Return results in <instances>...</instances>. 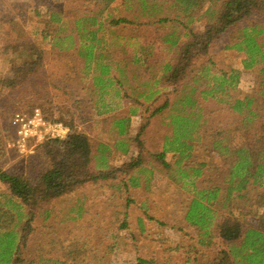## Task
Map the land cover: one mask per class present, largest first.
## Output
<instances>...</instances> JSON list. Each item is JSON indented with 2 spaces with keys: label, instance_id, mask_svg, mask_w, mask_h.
<instances>
[{
  "label": "trees",
  "instance_id": "16d2710c",
  "mask_svg": "<svg viewBox=\"0 0 264 264\" xmlns=\"http://www.w3.org/2000/svg\"><path fill=\"white\" fill-rule=\"evenodd\" d=\"M93 3L99 7L98 11L88 13L87 10L69 17L53 4L39 2L35 18L44 26L37 27L35 34L40 33L36 35L43 41H53L58 50L77 53L75 57L82 63L81 79L88 77L90 85L86 87L88 94L84 93V85L78 94L87 101L101 102L103 107H96L97 116L113 111L112 104L105 105L107 93L118 97V104L134 99L162 101L144 109L153 110L155 115L162 114L168 107L173 110L166 116L168 121H164L171 127V132L165 135V149L156 157L161 160L168 151L178 155L174 162V175L178 176L168 177L189 187L193 193L185 220L198 234V242L208 248L215 240L224 244L210 264H264V23L255 20L264 15V0H93ZM40 4H45V12L40 11ZM68 18L74 20V25ZM197 24L201 26L196 29ZM69 27L73 28L72 33L65 34ZM222 38H225V49L243 54L242 68L216 71L210 58L198 66L194 60L208 55ZM33 48L38 49L37 54L32 52L36 59L39 53L47 51L42 46ZM159 52L163 59L154 56ZM256 66H260L256 86L243 97L233 96L231 93L237 87L240 73ZM38 72L37 69L36 79L49 80L47 72L46 75L41 72V76ZM187 73H190L189 80L182 82ZM16 80L17 76L5 79V83L15 84ZM171 89L176 98L170 104L171 100L163 95ZM94 96L98 99L94 100ZM49 98L53 100L52 95ZM209 100L226 104V109L237 115L236 126L212 131L209 117L201 106ZM129 113L134 115L136 109H130ZM131 114L115 117L104 128H89L88 131L78 129L76 124L68 125L70 130L65 138L45 139L39 145L42 149L39 159H35L44 164L38 175L29 177L0 168V179L11 192L6 195L8 204L17 215L15 218L0 208V264L23 262L20 249L26 243L24 230L34 216L31 207L49 204L54 198L68 195L91 180L111 177L109 164L113 147L129 153L130 138L120 137L131 128ZM102 119L103 123L108 117ZM64 123H68L67 120ZM147 124H142L136 139ZM95 129L104 134L96 151L90 146L91 133ZM106 131L110 139L113 138L110 143L106 142ZM236 133L247 136L246 142L238 143ZM209 138L210 151L227 163L228 169L223 176H208L205 162L197 165L189 162L195 144ZM141 150L125 166H141L137 172L146 173L144 176H153L156 170H162L155 159L151 169L143 166ZM91 160L96 163L97 174L91 172ZM164 164L172 167L165 161ZM163 172L166 176L172 173ZM202 177L208 180L204 186H197L195 181ZM142 179L141 175L129 173L113 186L129 194L131 189L142 186ZM144 181L147 187L149 178ZM131 202L132 199H126L127 206ZM23 205L30 208L28 213L24 212L30 215L26 221L22 220ZM74 210L78 217L83 206L70 209ZM35 261L32 259L29 263ZM146 262L139 259V264ZM39 264H58V260L50 257L46 261L39 260Z\"/></svg>",
  "mask_w": 264,
  "mask_h": 264
},
{
  "label": "rangeland",
  "instance_id": "374dc122",
  "mask_svg": "<svg viewBox=\"0 0 264 264\" xmlns=\"http://www.w3.org/2000/svg\"><path fill=\"white\" fill-rule=\"evenodd\" d=\"M39 2L53 4L54 8L62 10L69 17L87 10L88 13H94L99 8L94 5L93 0H0V168L31 177L42 172L44 167L43 163L35 162L42 150L39 145L44 140L37 142L30 139L26 146L18 142L17 133L11 124L12 117L17 112L31 113L35 108H40L47 120L56 119L63 123L67 120V125L64 123L66 126L76 124L78 129L86 131L89 128L99 129L115 117L131 114L130 109H136V113L131 114L130 130L120 137L130 138L129 153L113 147L109 164L110 178L91 180L68 195L54 198L49 204L42 203L37 208L30 206L34 208V216L29 227L24 230L27 237L25 245L20 249L23 260L20 264H32L29 263L32 259L36 260L34 264H39V260L46 261L50 257L57 259L58 264H139L140 258L147 260L146 264H210V260L219 253L224 244L215 240L214 245L208 248L198 242V234L185 220L193 193L189 187L185 188L180 182L168 177L178 176L174 175V162L178 155L168 151L161 160L156 157L165 149V135L171 127L164 121H168L166 116L173 110L168 107L162 114L155 115L152 114L153 110L144 109L148 105L156 106L162 101L134 99L118 104L119 98L107 93L105 105L112 104L113 111L102 117L97 116L96 107H103L101 102L87 101L78 94L83 85L84 93L88 94L86 87L90 85L87 84L88 77L81 79L82 63L75 57L78 56L77 53L74 50H58L53 41H43L42 37L36 35L40 33L35 34L37 27L44 26V23L40 25L35 18V7ZM43 6L40 11L45 12ZM39 20L42 21V17L39 16ZM255 20L264 23V15L256 17ZM68 21L74 25V20L68 18ZM200 26L197 24L195 27L197 29ZM72 29L69 27L65 34L72 33ZM50 30L56 32L54 28ZM224 42L225 38L218 40L208 55L194 60L197 61L196 64L202 65L210 58L215 63L216 71L240 70L243 54L234 49H225ZM34 46H42L47 50L39 53V56L36 55L38 60L32 53H38ZM161 46H158V51ZM158 55L163 59L160 52L154 56ZM259 67L256 66L251 71L242 70L237 87L231 93L233 96L243 97L252 91L259 75ZM42 68L44 70L41 71ZM37 69L39 76L41 72L45 75L47 72L49 80L36 79ZM16 76L15 84L5 83V79ZM189 76L190 73H187L182 82H187ZM34 81H37L36 84ZM164 94V98L171 100L170 104L175 101L176 96L172 89ZM50 95L53 100L49 98ZM89 98L92 100L93 96L89 94ZM97 99L94 96V100ZM201 106L205 116L209 117L212 131L236 126L237 115L226 109V104L209 100L202 102ZM106 116L108 120L102 123V118ZM146 122L148 124L144 126L143 133L136 139L142 124L145 125ZM91 134L90 146L96 151L104 134H99L97 129ZM246 137L236 133L238 143H245ZM106 138L107 143L113 141L107 131ZM140 148L145 161L143 166L151 169L155 159L162 170H154L153 176H144L146 173L137 172L141 166H125L138 154ZM210 148V138L196 143L189 162L192 165L205 162L208 176H223L228 169L227 163L216 152H211ZM164 161L172 167L169 168ZM90 169L94 174L98 173L94 160H91ZM168 170L172 173L164 175L163 171ZM129 173L134 176L141 175L143 184L127 194L124 189H118L113 184L120 183ZM145 178H149L147 187L144 184ZM207 180L208 178L202 177L195 183L197 186H204ZM6 188L9 190L7 186ZM6 197L0 199V208L16 218V210L8 204ZM127 198L133 200L128 206ZM76 204L83 206L78 217H75L76 210L70 211L72 207L75 209ZM29 210L28 205H23V214ZM29 216L24 214L22 220H28ZM251 221L249 218V223Z\"/></svg>",
  "mask_w": 264,
  "mask_h": 264
},
{
  "label": "built area",
  "instance_id": "2783aa9c",
  "mask_svg": "<svg viewBox=\"0 0 264 264\" xmlns=\"http://www.w3.org/2000/svg\"><path fill=\"white\" fill-rule=\"evenodd\" d=\"M11 124L22 146H26L30 139L39 142L47 138H65L70 130L61 121L47 120L40 108H35L31 113H15Z\"/></svg>",
  "mask_w": 264,
  "mask_h": 264
},
{
  "label": "crops",
  "instance_id": "0c3cea01",
  "mask_svg": "<svg viewBox=\"0 0 264 264\" xmlns=\"http://www.w3.org/2000/svg\"><path fill=\"white\" fill-rule=\"evenodd\" d=\"M6 186L8 187V185L5 184V183L0 179V199H1V198H4V197L8 194V192H9V190H7ZM1 188H2V189H1ZM5 192H7V194H4ZM10 193H11V192H10Z\"/></svg>",
  "mask_w": 264,
  "mask_h": 264
}]
</instances>
